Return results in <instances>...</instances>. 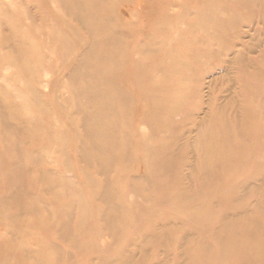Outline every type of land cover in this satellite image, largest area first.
Masks as SVG:
<instances>
[{
  "label": "rangeland",
  "instance_id": "374dc122",
  "mask_svg": "<svg viewBox=\"0 0 264 264\" xmlns=\"http://www.w3.org/2000/svg\"><path fill=\"white\" fill-rule=\"evenodd\" d=\"M70 2L0 0V264H264V0Z\"/></svg>",
  "mask_w": 264,
  "mask_h": 264
},
{
  "label": "bare ground",
  "instance_id": "6f19581e",
  "mask_svg": "<svg viewBox=\"0 0 264 264\" xmlns=\"http://www.w3.org/2000/svg\"><path fill=\"white\" fill-rule=\"evenodd\" d=\"M72 1H75L76 2V4L74 5V2H73V4H72ZM206 2H208V0H206ZM68 4H70V5H68V7H69V9H65V11H67L68 12V14H70V15H72V16H74L75 18H77L78 20L80 19V17H81V15L83 14V10H82V6L79 4V0H71V2L70 3H68ZM72 4V5H71ZM91 5V4H90ZM92 8V7H91ZM211 9V8H210ZM92 10H93V8H92ZM122 10V9H121ZM175 10V9H174ZM202 11V10H201ZM201 11H200V13H201ZM121 13L123 14V12L121 11ZM120 13V14H121ZM91 14H94V12L93 13H91ZM126 14V13H125ZM96 15V14H95ZM97 16H98V13H97ZM200 17V16H199ZM204 18V17H203ZM96 19V18H95ZM80 21V20H79ZM211 25H213L212 27H216V26H218V24L217 23H215V22H212L211 23ZM219 28V27H218ZM201 29V28H200ZM212 29H214V28H212ZM203 31H207V30H205V28L203 29ZM81 95V94H80ZM82 97H83V99H85L86 98V100H85V104H84V106H88L89 107V105H90V101L88 100V98L87 97H85L83 94H82ZM82 99V100H83ZM83 102V101H82ZM78 105H81V103H80V101L77 103Z\"/></svg>",
  "mask_w": 264,
  "mask_h": 264
}]
</instances>
